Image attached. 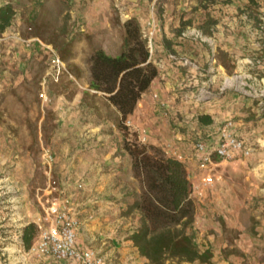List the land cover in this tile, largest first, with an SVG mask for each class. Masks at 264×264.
Listing matches in <instances>:
<instances>
[{
    "label": "rangeland",
    "instance_id": "rangeland-1",
    "mask_svg": "<svg viewBox=\"0 0 264 264\" xmlns=\"http://www.w3.org/2000/svg\"><path fill=\"white\" fill-rule=\"evenodd\" d=\"M6 4L14 15L11 25L0 34V264H58L33 260L21 235L47 206L77 198L80 192L76 183L66 189L72 173L70 162L59 152L61 108L70 107L66 120L71 122L85 121L90 108L114 120L102 93L82 90L91 54L100 49L109 56L119 55L123 24L131 18L137 21L149 50L150 28L164 24L185 28L192 21L199 27L240 21L251 24L250 46L242 60L254 62L253 58L261 56L254 26L264 0H0V7ZM55 57L63 63L58 79L52 78L51 60ZM209 68L212 74L198 89L211 94L228 90L249 103L244 110L247 127L243 137L254 151L250 157L234 161L214 159L203 168L194 157L183 158L192 184L194 216L196 212L200 215V224L193 231L195 242L200 251L208 247L211 252L207 264H264V110L235 92L233 81L237 74L254 73L257 81L253 87L258 89L264 72L238 61L236 71L216 87L212 78L215 67L211 63ZM200 69L197 72L205 77ZM228 83L230 87H226ZM204 137H191L189 155L191 143ZM46 154L51 161L45 159ZM204 177L210 178L209 184L202 182ZM118 183L124 202L121 213L137 220L139 226V213L128 212L141 192L131 165L118 176ZM37 234L38 228L35 237Z\"/></svg>",
    "mask_w": 264,
    "mask_h": 264
},
{
    "label": "crops",
    "instance_id": "crops-1",
    "mask_svg": "<svg viewBox=\"0 0 264 264\" xmlns=\"http://www.w3.org/2000/svg\"><path fill=\"white\" fill-rule=\"evenodd\" d=\"M191 23L185 28L164 24L162 28L149 29L150 59L157 68V76L141 95L126 121L129 122V131L136 133L141 142L161 148L167 156L182 163L186 162L184 159L188 161L194 157L199 164L193 143L192 153L188 154L187 142H190L191 137L204 135L206 139L219 125L230 119L234 121L237 135L243 137L245 133L247 124H244V110L249 103L243 98L228 90L214 94L215 97L208 102L197 101L195 96L199 84L207 81L210 76L206 74L211 63L216 70L212 77L216 87L220 80L236 71V63L242 61L249 50L251 24L235 21L199 27L193 21ZM190 28L199 30L208 42L183 37L181 34ZM169 54L186 59L191 66L183 67L178 61H170ZM195 68H201L205 77ZM89 76L88 72L86 81L81 84L82 90H88ZM91 92L101 95L96 91ZM102 95L107 101L106 96ZM107 103L113 121L95 108H88L93 113H87L85 121L71 122L66 120L70 107L61 108L58 149L61 158L70 162L69 172L72 173V182L66 189L74 183L81 185L77 198H67L79 221L76 245L95 251L106 264H147V260L139 256L130 240L131 234L138 227L137 220L121 213L124 202L118 176L123 170H130V159L120 149L123 137L115 126L120 114ZM200 116H208L211 123L200 124ZM188 164L193 165L194 162ZM59 202L57 200L54 204ZM195 214L194 230L200 224V215L197 212Z\"/></svg>",
    "mask_w": 264,
    "mask_h": 264
},
{
    "label": "trees",
    "instance_id": "trees-1",
    "mask_svg": "<svg viewBox=\"0 0 264 264\" xmlns=\"http://www.w3.org/2000/svg\"><path fill=\"white\" fill-rule=\"evenodd\" d=\"M13 15L9 4L0 7V34L11 25ZM123 28L119 55L112 57L98 49L89 57L88 86L104 94L120 114L117 121V129L123 136L120 149L129 156L133 178L141 186L140 195L128 207V212L140 215L139 226L130 240L148 264H165L168 260L210 263L211 252L200 251L195 242L192 184L184 164L160 148L139 141L137 134L125 125L141 95L157 76V68L137 21L131 18ZM198 122L208 125L211 119L200 116ZM36 231L32 223L22 230L26 249L36 238Z\"/></svg>",
    "mask_w": 264,
    "mask_h": 264
},
{
    "label": "built area",
    "instance_id": "built-area-1",
    "mask_svg": "<svg viewBox=\"0 0 264 264\" xmlns=\"http://www.w3.org/2000/svg\"><path fill=\"white\" fill-rule=\"evenodd\" d=\"M255 34L259 40L258 51H261L259 59H244L242 62L247 65H256L264 72V7L259 9L254 26ZM185 38H193L201 42H208V39L202 33L195 29H189L181 34ZM170 61H178L183 67L191 66L186 59H179L175 54H169ZM52 78L58 79L63 69V63L59 58L55 57L51 60ZM197 70V68H195ZM208 74H212L211 68L207 70ZM233 81L235 82L234 91L244 97L256 102L260 110H264V73L259 79V88L253 86V82L257 81V74H237ZM232 84V83H231ZM226 87H230L229 83ZM224 89V88H223ZM215 97L205 88H200L195 96V100L200 102H208ZM125 125L128 127L129 122ZM195 156L198 158L201 167L212 164V161H234L240 158H248L253 154V145L248 143L246 139L237 135L234 124L231 120L225 121L219 125L212 135L206 139L196 140L193 144ZM45 159L49 162L51 156L45 155ZM204 184H209L210 178L202 179ZM78 189L81 185L77 186ZM38 228V234L34 239L31 247L26 251L36 262H70L73 264H106L104 259L91 249H82L76 245V233L79 228V221L70 205L68 199L60 201L58 204L47 206L42 216L33 222ZM23 246V245H22Z\"/></svg>",
    "mask_w": 264,
    "mask_h": 264
}]
</instances>
